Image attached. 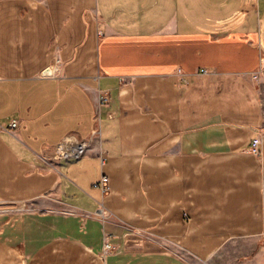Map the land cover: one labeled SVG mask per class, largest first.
<instances>
[{"label":"crops","instance_id":"crops-1","mask_svg":"<svg viewBox=\"0 0 264 264\" xmlns=\"http://www.w3.org/2000/svg\"><path fill=\"white\" fill-rule=\"evenodd\" d=\"M0 125V264L261 260L264 0H0Z\"/></svg>","mask_w":264,"mask_h":264},{"label":"built area","instance_id":"built-area-1","mask_svg":"<svg viewBox=\"0 0 264 264\" xmlns=\"http://www.w3.org/2000/svg\"><path fill=\"white\" fill-rule=\"evenodd\" d=\"M61 60L58 58L56 62L51 66V71L52 75H59L61 73ZM181 73V70H179ZM201 73H208L209 70L207 68H201L200 69ZM184 83L187 82L186 79H183ZM101 99L105 102H108V96L106 94H103L101 96ZM19 126V122L17 120H13L10 123L9 130H16ZM0 129H2V126L0 125ZM100 129L96 128L92 131L91 136L86 139L82 140L80 142H70L67 141L64 149L60 152L59 157L65 158V159H78L85 155L88 150L91 148L95 138H97L100 135ZM251 150L253 153L256 155H259L261 153V138L259 136L253 138L252 144H251ZM103 163H105L106 158L102 156ZM98 186H101L102 190L104 192H109L111 187H110V182H109V177L107 175H104L100 182L97 184ZM101 213H99V216L103 213V210H100ZM142 231L137 230L135 228L127 227V231L125 232L124 236H129V235H141ZM111 234H106L105 235V246H104V254L109 252V250L112 248L111 245Z\"/></svg>","mask_w":264,"mask_h":264},{"label":"rangeland","instance_id":"rangeland-1","mask_svg":"<svg viewBox=\"0 0 264 264\" xmlns=\"http://www.w3.org/2000/svg\"><path fill=\"white\" fill-rule=\"evenodd\" d=\"M225 256H217L214 259L211 260V264H264V252L263 255L261 256V260H232L231 254L229 253L228 255H226V253L224 254ZM200 264V263H199ZM202 264V263H201ZM204 264H208L207 262H205Z\"/></svg>","mask_w":264,"mask_h":264},{"label":"bare ground","instance_id":"bare-ground-1","mask_svg":"<svg viewBox=\"0 0 264 264\" xmlns=\"http://www.w3.org/2000/svg\"><path fill=\"white\" fill-rule=\"evenodd\" d=\"M7 206H13V203H0V208L7 207Z\"/></svg>","mask_w":264,"mask_h":264},{"label":"water","instance_id":"water-1","mask_svg":"<svg viewBox=\"0 0 264 264\" xmlns=\"http://www.w3.org/2000/svg\"><path fill=\"white\" fill-rule=\"evenodd\" d=\"M43 74H44V75H51V74H52V71H51L50 68H47V69L44 71Z\"/></svg>","mask_w":264,"mask_h":264}]
</instances>
